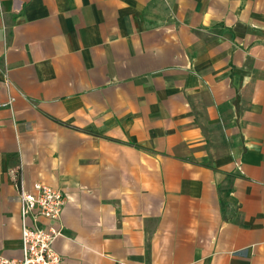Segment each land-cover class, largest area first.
<instances>
[{
  "label": "crops",
  "instance_id": "1",
  "mask_svg": "<svg viewBox=\"0 0 264 264\" xmlns=\"http://www.w3.org/2000/svg\"><path fill=\"white\" fill-rule=\"evenodd\" d=\"M20 180L61 264H264V0H0L8 258Z\"/></svg>",
  "mask_w": 264,
  "mask_h": 264
},
{
  "label": "built area",
  "instance_id": "2",
  "mask_svg": "<svg viewBox=\"0 0 264 264\" xmlns=\"http://www.w3.org/2000/svg\"><path fill=\"white\" fill-rule=\"evenodd\" d=\"M12 97L2 103L8 107ZM17 197L20 215V256L8 258L0 255V264H61L60 255L54 250V240L62 235L61 213L66 196L50 185L33 182L27 187L19 181Z\"/></svg>",
  "mask_w": 264,
  "mask_h": 264
}]
</instances>
